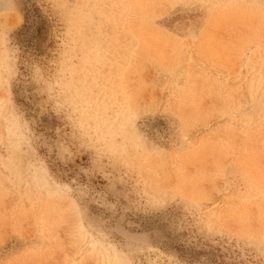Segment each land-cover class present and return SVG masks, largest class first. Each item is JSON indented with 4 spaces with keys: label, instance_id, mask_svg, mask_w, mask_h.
Listing matches in <instances>:
<instances>
[{
    "label": "rangeland",
    "instance_id": "rangeland-1",
    "mask_svg": "<svg viewBox=\"0 0 264 264\" xmlns=\"http://www.w3.org/2000/svg\"><path fill=\"white\" fill-rule=\"evenodd\" d=\"M0 264H264V0H0Z\"/></svg>",
    "mask_w": 264,
    "mask_h": 264
},
{
    "label": "bare ground",
    "instance_id": "bare-ground-1",
    "mask_svg": "<svg viewBox=\"0 0 264 264\" xmlns=\"http://www.w3.org/2000/svg\"><path fill=\"white\" fill-rule=\"evenodd\" d=\"M143 2H144V1H143ZM143 2H142V3H143ZM177 3H178V2H177ZM136 25H138V24H136Z\"/></svg>",
    "mask_w": 264,
    "mask_h": 264
}]
</instances>
